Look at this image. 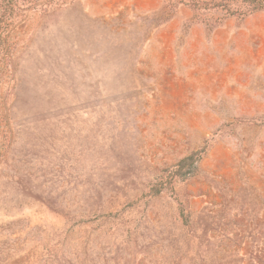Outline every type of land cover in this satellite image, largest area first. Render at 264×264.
Instances as JSON below:
<instances>
[{"label":"rangeland","instance_id":"1","mask_svg":"<svg viewBox=\"0 0 264 264\" xmlns=\"http://www.w3.org/2000/svg\"><path fill=\"white\" fill-rule=\"evenodd\" d=\"M238 5L0 11V264H264V10Z\"/></svg>","mask_w":264,"mask_h":264},{"label":"trees","instance_id":"2","mask_svg":"<svg viewBox=\"0 0 264 264\" xmlns=\"http://www.w3.org/2000/svg\"><path fill=\"white\" fill-rule=\"evenodd\" d=\"M17 1L18 0H0V11H4L6 13L8 10L16 6ZM63 1L65 0H25L26 5L32 8L39 7L44 10H49L51 7L57 5L58 3H62ZM228 1H236L239 4L237 8L233 10V12H230L229 8H226L225 10L228 13H233V14L241 13L236 11L239 10L243 11L242 7L246 8V11H244L243 15L257 10H264V0H228Z\"/></svg>","mask_w":264,"mask_h":264}]
</instances>
